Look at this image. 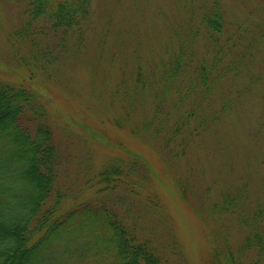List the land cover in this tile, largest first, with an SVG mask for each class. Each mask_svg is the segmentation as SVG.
I'll list each match as a JSON object with an SVG mask.
<instances>
[{
	"label": "trees",
	"instance_id": "trees-1",
	"mask_svg": "<svg viewBox=\"0 0 264 264\" xmlns=\"http://www.w3.org/2000/svg\"><path fill=\"white\" fill-rule=\"evenodd\" d=\"M221 8V0H213L200 16L210 58L205 52L192 59L191 43L200 32L192 29L187 35L190 42L178 38L165 44L162 60L142 61L137 56L131 73L121 75L112 91L123 109L120 116L112 117L114 125L128 126L134 103L147 102L150 117L130 124V133L138 137L161 133L172 159L186 155L191 141L218 113L232 109L238 96L220 91L219 108H211L226 74L218 70V63L222 65L224 60L223 70H229L232 60L213 42L223 34ZM23 12V24L9 33V42L15 60L29 74L16 82L0 78V264H170L169 251L142 236L128 216L130 209L120 205L123 195H110L121 187L125 195L135 196L142 190L141 184L152 180L145 158L123 149V156L109 159L84 180V195H67L60 182L62 150L47 122L50 96L44 97L38 90L35 78L48 65L75 57L83 48L93 21V0H25ZM24 40L31 45L29 56L19 52L18 44ZM85 128L103 141L100 131ZM175 184L186 200V179L178 178ZM86 189L92 192L86 195ZM262 193L251 199L247 179H243L236 189L222 191L212 202L214 213L233 214L247 231L236 251L225 239L222 246H214L213 264H244L241 255L245 251L254 253L247 264H261L264 185ZM157 202L155 194L146 200L149 207ZM161 214H166L162 202Z\"/></svg>",
	"mask_w": 264,
	"mask_h": 264
},
{
	"label": "rangeland",
	"instance_id": "rangeland-1",
	"mask_svg": "<svg viewBox=\"0 0 264 264\" xmlns=\"http://www.w3.org/2000/svg\"><path fill=\"white\" fill-rule=\"evenodd\" d=\"M212 1L93 0V21L83 48L75 57L48 65V70L35 78L38 90L44 97L50 96L47 122L62 150L60 182L67 195H84V180L109 159L123 156V149L145 158L152 180L141 184L142 190L135 196L125 195L121 187L110 195H123L120 205L130 209L128 216L142 236L169 251L170 264H213L211 250L224 239L234 251L240 248L245 227L233 214L214 213L210 205L222 191L236 189L243 179H247L251 199L263 194L264 0H221L224 29L213 42L232 60L229 70H223L224 60L222 65L218 63V70L226 74L211 108H219L220 91L229 90L238 96L232 109L218 113L219 117L191 141L183 157L170 158L161 133L152 137L130 133V124L150 117L147 102L134 103L128 126H115L112 117L120 116L123 109L112 91L121 75L131 73L137 56L142 61L162 60L165 44L178 38L190 42L187 35L192 29L200 30L191 43L192 59L211 51L199 22ZM24 3L0 0V78L15 82L29 74L15 60L9 42V33L23 24ZM18 47L20 54L30 55L28 40ZM85 127L100 131L103 141L93 138ZM178 178L186 179V200L175 184ZM78 188L80 192L75 193ZM86 191V195L92 192ZM154 194L158 202L149 207L146 200L149 202ZM253 257L252 251L241 255L244 264Z\"/></svg>",
	"mask_w": 264,
	"mask_h": 264
}]
</instances>
